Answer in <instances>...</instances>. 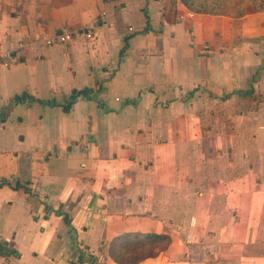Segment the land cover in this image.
Segmentation results:
<instances>
[{
  "label": "crops",
  "instance_id": "1",
  "mask_svg": "<svg viewBox=\"0 0 264 264\" xmlns=\"http://www.w3.org/2000/svg\"><path fill=\"white\" fill-rule=\"evenodd\" d=\"M214 1L0 0V264H264V0Z\"/></svg>",
  "mask_w": 264,
  "mask_h": 264
},
{
  "label": "trees",
  "instance_id": "2",
  "mask_svg": "<svg viewBox=\"0 0 264 264\" xmlns=\"http://www.w3.org/2000/svg\"><path fill=\"white\" fill-rule=\"evenodd\" d=\"M196 0V4H197ZM204 2L208 1V0H203ZM183 2L189 6L191 9H193V5H195V0H183ZM220 3L219 0L214 1V6L218 5ZM202 7H194V9H197L198 11H206L208 10V6L206 5V3L204 5H200ZM89 91L88 90H83V91H73L72 94L69 97V100L67 102H65V104L63 105V110L68 112L69 109L72 107V105L75 103L76 99L81 96V95H88ZM0 252L4 253V255L9 256V255H16L15 251L7 248V246L5 245V243L0 242Z\"/></svg>",
  "mask_w": 264,
  "mask_h": 264
},
{
  "label": "built area",
  "instance_id": "3",
  "mask_svg": "<svg viewBox=\"0 0 264 264\" xmlns=\"http://www.w3.org/2000/svg\"><path fill=\"white\" fill-rule=\"evenodd\" d=\"M69 37H70V36L66 34V35L62 36V37L60 38V40H61L62 42H65ZM6 57H7V53L4 52V50L0 47V62H4V58H6Z\"/></svg>",
  "mask_w": 264,
  "mask_h": 264
}]
</instances>
